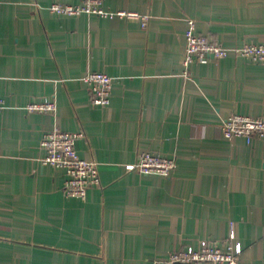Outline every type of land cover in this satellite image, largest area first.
I'll use <instances>...</instances> for the list:
<instances>
[{
	"label": "crops",
	"instance_id": "obj_1",
	"mask_svg": "<svg viewBox=\"0 0 264 264\" xmlns=\"http://www.w3.org/2000/svg\"><path fill=\"white\" fill-rule=\"evenodd\" d=\"M79 1L0 0V264H152L230 233L238 264H264V139L220 130L233 114L264 116V62L183 65L188 19L227 47L264 44V0H103L148 15L145 27L49 11ZM88 71L112 77L109 105L91 103ZM43 101L56 112L26 110ZM54 127L83 131L76 151L99 165L84 200L40 162ZM142 152L174 157V171H127Z\"/></svg>",
	"mask_w": 264,
	"mask_h": 264
},
{
	"label": "built area",
	"instance_id": "obj_2",
	"mask_svg": "<svg viewBox=\"0 0 264 264\" xmlns=\"http://www.w3.org/2000/svg\"><path fill=\"white\" fill-rule=\"evenodd\" d=\"M49 11L58 15L73 17L81 14L100 17H126L140 19L145 27L148 15L134 12L110 11L103 7V0H80L77 4L52 3ZM242 57L254 62H264V44H245L241 47H227L216 40L197 34L195 21L188 19L185 31L183 65L187 68L193 62L221 59L228 55ZM186 72V71H185ZM82 80L86 83L90 101L95 106L105 107L110 103L112 77L100 71L86 72ZM52 101L33 102L26 106L28 112H56ZM221 135L228 141L242 138L249 144L253 139H264V116L233 114L222 120ZM84 132H66L54 127L44 134L40 147L45 151L41 164L61 170L64 173L62 191L67 197L84 200L90 188L100 185L99 165L94 160L81 158L75 148L77 140L84 138ZM175 158L158 153L142 152L133 163L125 165L127 171L142 175L169 177L175 169ZM243 248L232 233L226 241L199 239L196 246L190 245L169 254L165 260L155 259L152 264H238Z\"/></svg>",
	"mask_w": 264,
	"mask_h": 264
}]
</instances>
